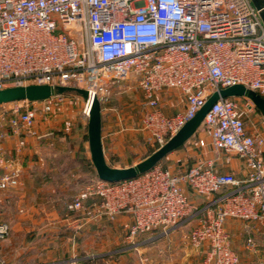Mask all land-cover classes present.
<instances>
[{
	"label": "built area",
	"instance_id": "obj_1",
	"mask_svg": "<svg viewBox=\"0 0 264 264\" xmlns=\"http://www.w3.org/2000/svg\"><path fill=\"white\" fill-rule=\"evenodd\" d=\"M130 77L147 99L140 129L158 147L214 91L243 84L264 97V23L257 8L251 0H0V89L75 85L102 103ZM163 90L184 97L174 114L163 111L157 97ZM64 96L20 100L0 112V127L20 137L18 151L25 135L41 137L38 115L50 113ZM254 108L246 97H221L198 128L216 151L244 161V178L217 171L214 160L176 170L159 162L133 178H97L73 196L68 208L84 214L82 224L127 213L130 239L157 230L168 234L200 216L189 240L204 247L202 264H241L225 221L264 225V134L248 132L246 123ZM205 136H198L199 146L207 145ZM0 165V188L22 185L15 159L0 156ZM188 187L205 198L203 205L189 198ZM9 232V223L0 222V239Z\"/></svg>",
	"mask_w": 264,
	"mask_h": 264
},
{
	"label": "crops",
	"instance_id": "obj_2",
	"mask_svg": "<svg viewBox=\"0 0 264 264\" xmlns=\"http://www.w3.org/2000/svg\"><path fill=\"white\" fill-rule=\"evenodd\" d=\"M172 93L180 94L177 90H163L157 93V97L171 106L175 100ZM163 111L167 113L164 109ZM41 114L47 115L40 113L37 118L36 127L41 137L25 135L26 143L21 151L17 149L20 137L13 134L9 127H0V156L16 160L22 179V185L19 187L0 188V222L10 225L8 236L0 239V256L4 257L6 264H86V259H91L87 264H99L94 260L105 259L109 252H102L99 247L93 253L92 251L96 250L93 249L96 245L95 238L119 229L127 231L132 223L131 217L127 213H120L114 221L103 219L81 223L85 220L84 214L68 208L73 196L81 188L54 184V175H57L54 172L56 163L67 166L72 163L82 165L90 157L89 144L51 142L48 136L53 133V121H42ZM113 122L105 124L102 115V141L108 163L121 167L137 163L141 159H134V155L141 148V133L131 128L132 124L127 118L118 119L117 124ZM247 130L250 133L264 134V129L254 125H247ZM194 136L197 140L198 136L205 135L197 130ZM205 138L206 146L194 143L195 153L198 151L204 157L202 161L214 160V168L217 171L231 172L238 178L246 176L247 169L241 158L216 151L210 139L206 136ZM171 153L175 154L172 158L178 164H183L179 163L183 153L178 151L177 154L175 150ZM218 164H222V168H217ZM3 171L4 167L0 165V177ZM69 178V175L62 176L60 180L68 181ZM199 217L188 222H193L194 227ZM225 228L230 234L231 247L238 253L241 264H264V225H247L240 219L228 218ZM151 234L160 236L159 230L141 234L147 236L142 243H145L148 249L153 241L149 236ZM249 238H252L253 245L249 243ZM97 244L100 246V243ZM88 248H91L89 252L92 253L88 252ZM203 257L204 254L201 264Z\"/></svg>",
	"mask_w": 264,
	"mask_h": 264
},
{
	"label": "rangeland",
	"instance_id": "obj_3",
	"mask_svg": "<svg viewBox=\"0 0 264 264\" xmlns=\"http://www.w3.org/2000/svg\"><path fill=\"white\" fill-rule=\"evenodd\" d=\"M166 92L168 93L169 91ZM172 94L175 100L171 106L159 98L161 106H163V109L167 113H174L179 110L184 102V97L181 94ZM145 102V94L138 84V81L135 77H130L114 87L107 100L101 103L105 124L110 121H114L113 123L117 124L118 119L127 118L129 123L132 124L131 128L141 133V148L139 151H136L134 159L144 158L154 148L144 131L140 129ZM19 104H21V101L0 104V112L10 110ZM40 119L42 121H46L47 119L53 121L51 128L53 133L48 136L51 142L63 144H68L69 142L88 143V116L84 112V100L80 95L76 93L66 94L62 101L54 104L53 110L49 114H41ZM246 123L248 126L254 125L264 129V117L256 107L246 117ZM194 143H196V136H192L183 146L175 150L176 153L178 151L183 153L179 160V163L183 164H178L172 158L175 155L173 153H169L160 163L165 167L176 170L181 165L184 167L202 161L204 157L198 151L195 153ZM228 155L237 157L235 154ZM172 167L175 168L173 169ZM217 168H222V164H218ZM54 174H57L54 175V184H58V186L60 184L74 186L72 188H82L98 178L91 157L84 161L82 165L72 163L67 166L56 163ZM67 175L70 177L68 181L60 180V177H66ZM70 190L72 189L70 188ZM204 202L205 200L202 203L204 204ZM196 203L198 205L200 204L197 201ZM193 225V222L187 221L177 226L173 231L171 230L172 232L170 231L168 234L160 236H155V234L149 235L153 240L150 243V249L146 248L147 245L145 243H142L147 236L138 235L130 239L127 237V231H122V229L116 232L103 233L100 237L95 238L96 245L93 249L96 250L92 252L94 253L100 247L102 252L108 251L109 254L103 260L94 261L99 264H201L204 247H195L189 240ZM97 243H100V246ZM90 249H87L88 252ZM3 259L4 257L1 255L0 264H6ZM90 261L91 259H86L84 263L87 264Z\"/></svg>",
	"mask_w": 264,
	"mask_h": 264
},
{
	"label": "water",
	"instance_id": "obj_4",
	"mask_svg": "<svg viewBox=\"0 0 264 264\" xmlns=\"http://www.w3.org/2000/svg\"><path fill=\"white\" fill-rule=\"evenodd\" d=\"M257 8L264 23V0H251ZM76 93L85 102L90 99L89 92L75 85L32 83L26 85H15L0 89V104L16 102L20 100H43L57 94ZM246 97L264 117V97L246 87L243 84H235L214 91L206 100L204 105L197 111L195 116L187 121L183 127L171 136L163 145L156 148L152 153L129 166H113L108 163L103 149L102 141V106L97 96H93L88 116L87 135L92 164L99 179L108 182H117L136 177L158 164L169 153L183 146L201 126L203 119L212 105L221 97Z\"/></svg>",
	"mask_w": 264,
	"mask_h": 264
},
{
	"label": "trees",
	"instance_id": "obj_5",
	"mask_svg": "<svg viewBox=\"0 0 264 264\" xmlns=\"http://www.w3.org/2000/svg\"><path fill=\"white\" fill-rule=\"evenodd\" d=\"M156 148H158L157 145L154 146L152 152H153ZM179 148H180V147H179ZM152 152H150V153H152ZM148 155H149V154H148ZM145 157H146V156H145ZM186 192H187V195L189 196V198H190L192 201H194V202L197 201V202L200 203V204L203 202V197L196 195V194L192 191V189H190L189 187L187 188Z\"/></svg>",
	"mask_w": 264,
	"mask_h": 264
},
{
	"label": "bare ground",
	"instance_id": "obj_6",
	"mask_svg": "<svg viewBox=\"0 0 264 264\" xmlns=\"http://www.w3.org/2000/svg\"><path fill=\"white\" fill-rule=\"evenodd\" d=\"M92 98H93V96L90 95V99H89V101H88V102H89V109H90V106H91ZM88 112H89L88 110L85 111L86 115H87Z\"/></svg>",
	"mask_w": 264,
	"mask_h": 264
}]
</instances>
